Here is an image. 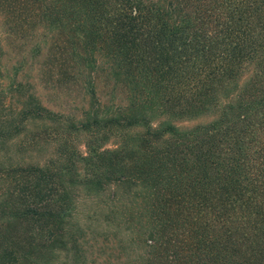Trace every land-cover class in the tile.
<instances>
[{"label": "trees", "instance_id": "1", "mask_svg": "<svg viewBox=\"0 0 264 264\" xmlns=\"http://www.w3.org/2000/svg\"><path fill=\"white\" fill-rule=\"evenodd\" d=\"M40 5L71 54L105 59L106 74L124 86L127 105L118 114L106 109L76 120L45 107L23 83L5 84L0 185L13 189L22 208L11 216L49 225L50 246L53 231L76 220L78 187L115 188L138 175L144 192L138 241L151 251L141 264L156 258L155 251L168 264H264V0ZM92 78L88 93L96 103ZM10 92H23L21 100ZM137 128L146 144L143 162L138 170L124 169L128 141L120 130ZM110 137L115 147L106 146ZM45 151L49 155L41 157ZM79 162L78 178L71 173ZM0 247V264H18L15 250Z\"/></svg>", "mask_w": 264, "mask_h": 264}, {"label": "rangeland", "instance_id": "2", "mask_svg": "<svg viewBox=\"0 0 264 264\" xmlns=\"http://www.w3.org/2000/svg\"><path fill=\"white\" fill-rule=\"evenodd\" d=\"M41 1L0 0V80L4 84L0 89L7 90V83H23L25 91L35 92L45 107L76 120L86 112L103 113L106 109L117 114L122 112L127 105L125 88L108 77L105 59L96 53L88 57L85 53L71 54L65 35L51 28L43 18ZM248 75L246 72L241 81H248ZM90 77L94 81L96 103L88 93ZM21 94L11 93L17 103ZM140 130L137 128L136 133L120 130L126 133L123 143L128 141L125 165L120 161L124 169L138 170V164L143 162L139 157L146 144ZM109 139L106 146L115 147L116 138ZM79 148L85 151L83 145ZM41 155L49 153L45 151ZM82 165L79 162L71 175L79 178ZM2 186L1 182L0 200H5L7 206L0 207V245L10 246L17 252L18 264H141L142 256L151 252L150 247L138 241V201L144 194L138 185V175L115 188L111 184L98 191L78 187L73 193L76 220L65 221L61 233L54 229L55 242L50 246L47 235L50 226L12 217V212L22 209L21 202L19 196L12 194L13 189H1ZM113 190L116 198L111 200ZM6 215L12 218L4 220ZM155 252L156 258L146 264H168L160 258L159 251ZM165 252L164 256L169 253Z\"/></svg>", "mask_w": 264, "mask_h": 264}]
</instances>
